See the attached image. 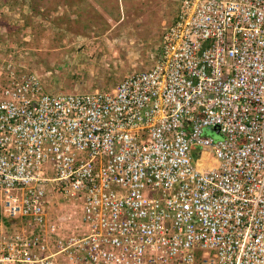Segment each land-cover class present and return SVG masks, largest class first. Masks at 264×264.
<instances>
[{"label":"built area","instance_id":"1","mask_svg":"<svg viewBox=\"0 0 264 264\" xmlns=\"http://www.w3.org/2000/svg\"><path fill=\"white\" fill-rule=\"evenodd\" d=\"M151 54L78 92L7 63L0 264H264V0H179Z\"/></svg>","mask_w":264,"mask_h":264},{"label":"rangeland","instance_id":"2","mask_svg":"<svg viewBox=\"0 0 264 264\" xmlns=\"http://www.w3.org/2000/svg\"><path fill=\"white\" fill-rule=\"evenodd\" d=\"M178 6L179 0H0V81L11 63L18 74L40 73L51 92L110 89L152 63ZM197 162L216 164L208 148ZM70 206L64 214L80 225L78 206Z\"/></svg>","mask_w":264,"mask_h":264},{"label":"water","instance_id":"3","mask_svg":"<svg viewBox=\"0 0 264 264\" xmlns=\"http://www.w3.org/2000/svg\"><path fill=\"white\" fill-rule=\"evenodd\" d=\"M205 132L211 133L212 135H215V133H218L219 136L222 138V135L220 134L219 129H217V128L215 129V128H211V127H206Z\"/></svg>","mask_w":264,"mask_h":264},{"label":"crops","instance_id":"4","mask_svg":"<svg viewBox=\"0 0 264 264\" xmlns=\"http://www.w3.org/2000/svg\"><path fill=\"white\" fill-rule=\"evenodd\" d=\"M202 167H204V166H202Z\"/></svg>","mask_w":264,"mask_h":264}]
</instances>
